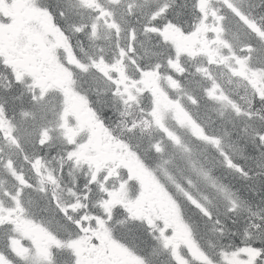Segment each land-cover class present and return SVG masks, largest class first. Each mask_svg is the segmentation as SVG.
Wrapping results in <instances>:
<instances>
[{"label":"rangeland","instance_id":"1","mask_svg":"<svg viewBox=\"0 0 264 264\" xmlns=\"http://www.w3.org/2000/svg\"><path fill=\"white\" fill-rule=\"evenodd\" d=\"M0 0V19L4 20L3 18L9 20V22H5L6 24V31L4 33H1L2 37L4 40H10L11 37H13L12 31H14L13 27V22H16L18 25H22L25 30H29L26 32H31L33 36L37 37L39 31H42L41 27L44 24V15H42V11H39V8H34L32 9V6H29V4L33 0H7V6H4ZM24 1L25 4H24ZM58 1V0H57ZM87 0H77L78 3H81L82 5H79V10H76L75 8L68 6L67 10V18L70 19L71 21V26L76 25L75 28H71L72 34L70 35L72 37V43L71 41L62 36V33H59L56 28L53 30L48 27L49 33L52 35H55L56 37V44L48 46V49L41 50L42 54L45 57H48L49 61V70H50V75H51V85L47 86V89H50L52 93L54 94H59L61 96V100L58 101L60 105H64V110H65V115L66 119L69 122L70 120L76 119L77 123L75 124V129L79 127V129H85L86 133H88V139L84 143V145L81 147V149H76V152L74 155L71 156L70 161L68 162L69 167L74 169L77 167V170L79 168H82V176L86 178V175L84 173H89L88 175V180L89 181H97L96 177H98L100 182L108 181L109 179V172H114V170L110 171L111 167L107 166L105 164L109 162H115V163H125L127 162L130 163H136V161L131 157L128 158L127 160L124 161L123 159V154L126 152L125 146H123L118 140L112 141V142H107V130L105 128L102 129L100 125L93 124V120H91L93 115V111L90 113L89 109L85 108L87 107L85 102L80 100L77 92H73V89L71 88V83H72V76L67 75L66 71L59 65L57 61V53L54 55V52L57 50V48H61L62 52V59L67 63L68 66L72 67L77 73H85L89 69L87 66L89 65L90 69H95L94 72L101 77L103 85L105 88V91H108V89H112V96H115L114 102H117L120 100L123 105L126 104H132V103H139L137 100L138 98L141 100L142 96H144L143 91H146L150 97L148 99L149 105H151V120L152 124L156 128H160L161 126H165V115L170 114L171 117L174 116V107L170 105L168 102H166L164 99V95L159 92L158 89L152 90L149 89V87L146 85V81L144 80V77L142 78L141 74H135L132 71H130L129 75L126 73L127 67L129 66L128 64H123L125 61V57H120L122 56L121 53H116L118 57L117 60L114 63H117L119 61V64H114L116 65V69L114 70L112 67H107L105 68V71L108 73L107 77L104 75L103 72L99 70V65L100 67H104V65L109 66L106 62H104V65H100L101 60H94L92 59L95 56H98V52H94L93 49L98 48V42H101V46L104 49L105 52H113L114 48L112 49V44L113 41L110 42V38L106 37V32L110 31L109 29L111 28V20L109 21V17H107L105 20L109 21L108 23L110 26H106L98 16L100 11H95L93 10L92 5L86 4ZM91 3L98 2V1H104V9L108 8L107 0H88ZM111 3H116L118 5L120 2H125L127 3V8L129 10L127 15L124 13H119L117 10L116 12L118 15L124 19V20H130V15L135 12L136 10H142L143 8L146 7L145 4H142L141 2H132V1H126V0H109ZM206 2V0H203ZM212 2H215L217 4L210 6V10L207 11V19L211 18L212 13H215L216 15L220 16L222 14V11L224 9L223 7V0H221V5H219V0H210ZM264 2V0H262ZM23 2V5L22 3ZM21 6V7H19ZM143 6V8H142ZM93 7V8H89ZM202 7V0L200 1V6L199 9ZM93 11H91V10ZM4 10V11H3ZM34 10V11H32ZM147 11L145 10V13ZM97 15H96V14ZM160 14V10H155L152 12L151 17H158ZM141 15V14H138ZM115 16V14H114ZM79 18V19H78ZM113 18V17H112ZM36 21V24L39 25L38 27L36 26H31V25H26V22L30 21ZM135 21H137L136 18H134ZM99 21H101L103 24H101ZM25 22V23H24ZM111 22V23H110ZM155 22V21H154ZM65 29L67 27H70V24L68 23L67 20L64 22ZM26 25V26H25ZM80 25V27H79ZM214 27V25H213ZM1 28V24H0ZM211 26L208 27V31L204 32V27L203 23H198L195 31L191 34L188 35H183L179 31H177L178 35V42H175L177 45L176 47L178 50L184 52V54L189 53L191 50H196L200 51L202 48L208 44H211L213 41H215V38L212 34L210 33ZM8 30V31H7ZM10 30V31H9ZM172 28H166L163 32V34L167 32H171ZM128 35V34H127ZM163 36V35H162ZM161 36V37H162ZM189 36H194V39L191 41H186V39ZM175 37L174 39H176ZM173 39V40H174ZM35 39L33 38H28V41L31 43L29 44V47L27 50H21L19 48L15 49V54L17 56L23 55L27 53L28 51H34L36 48L42 47L41 41H36L34 42ZM169 42V38L166 39ZM199 40H202L200 42ZM193 41V43H191ZM28 42H26L27 44ZM123 43V40L121 41ZM20 44V43H19ZM18 44V45H19ZM124 44V43H123ZM197 44L196 48L194 45ZM5 45V44H4ZM17 45V46H18ZM76 45V49H75ZM152 45V44H149ZM10 45H5L6 48L9 49ZM110 47V48H109ZM35 48V49H33ZM115 50H119V47H117ZM78 52L80 59L74 55V53ZM230 55H233V52L230 51ZM16 56V57H17ZM238 57V55H234V57ZM14 57V58H16ZM13 58V59H14ZM136 57L134 58L136 63H131V65H135L136 68H138V62ZM4 60V58H3ZM10 61V60H7ZM214 63V62H212ZM92 66V67H91ZM6 69H0V75L2 77L6 76L8 74V67L5 66ZM195 71H198L201 79L204 81V77L202 72L196 68H194ZM192 70L190 74H196V72ZM121 71L123 72V76H121ZM216 74V73H215ZM13 77V76H12ZM111 77V79H109ZM97 79V77H95ZM13 81H15V78H12ZM141 79V80H140ZM202 81V82H203ZM236 88L242 89L241 84L239 83V80H236L235 82ZM170 87L173 86V84L169 83L168 84ZM33 87V84L31 85ZM94 89L97 90L96 92L98 93V89L94 86ZM175 89V88H173ZM183 89V84L180 86L178 89V92H181ZM103 90V92H104ZM244 92H239L237 96L242 97ZM95 96V95H94ZM216 98L223 100L222 97L220 96H215ZM257 98L259 100H263V96L258 93ZM4 100V98H2ZM42 99V98H41ZM145 103L144 99L141 101ZM248 110H243L245 112H248V114H251L250 112V106L247 104ZM64 115V114H63ZM252 115V114H251ZM76 116V118H75ZM111 121L114 120L115 122L119 119L118 115H114V117H108ZM57 121H59L57 119ZM178 121V120H177ZM179 122V121H178ZM189 123L186 124L188 126ZM74 127V126H73ZM70 127V128H73ZM71 130H66L64 132L63 136L64 138H69L68 132ZM166 132L167 129H166ZM261 140L263 141L264 135H262ZM86 147V149L84 148ZM119 151V153H117ZM115 160V161H114ZM115 164V165H117ZM56 165H54L55 168ZM132 166V165H131ZM130 166V169H134V173H132L130 176L134 175L133 178L137 182V198L140 196L141 191H146V196L143 200H141L139 203H137V198L136 200H132L131 202H127L124 197H126L127 193L125 191H122L118 195L117 189L110 190L109 188L104 191L105 195H109L108 193H112L111 196L109 197L113 200H116L117 202L121 201L125 205L127 204V208H129L131 211L129 213H140L147 215L148 210H153L154 208L157 209V214L161 217L163 220V226H165V222H167V228L169 225H174L176 224V215L178 214L176 212L175 206L172 205L171 202V197L169 200L162 199L158 192L159 190L156 188V186L153 184V182L149 179L144 178V174L138 170V168H132ZM44 170L42 174L44 177L48 180V176L54 174L56 169L54 170ZM84 172V173H83ZM95 177V179H93ZM144 178L143 184H144V189L141 188V182ZM1 186V183H0ZM222 199L224 202L228 204H231L233 202V196L230 195L229 193L225 192H220ZM99 198H105L106 201L104 203L105 206H102L100 210L106 212L108 211L111 213L108 208H113L114 205L116 204L115 202H109L111 201L109 198H106L105 195L102 196L100 193ZM110 196V195H109ZM109 200V201H108ZM197 205V204H196ZM125 207V206H123ZM85 208L88 211V221L90 222L92 220L93 226H101L103 228V220L100 219L99 221V216L98 212L96 213L94 209L89 207L87 204H85ZM126 208V207H125ZM0 210H2L0 208ZM199 211V207H198ZM156 214V216H157ZM9 213L7 212L5 216L2 218H7L8 223L9 220ZM97 217V219H95ZM1 218V219H2ZM147 221L148 216L145 217ZM110 221V224L108 225V228H112L116 226V222L114 220H104V222ZM21 222V220L19 221ZM118 226V225H117ZM17 229L19 231H22V234L24 233L28 236L30 235V238L33 242L32 244V251H31V256L33 257V260L38 262L40 259H44L45 255H43V252L45 249L41 247L46 243L48 240H42L40 239L43 236V233L40 231L39 233V227L33 222H30L28 220H22L21 224L16 225ZM178 239L180 238L179 242H182L183 246L186 247V250L191 252L194 256L200 257L198 255L196 249L193 247L192 243L188 240L183 238L182 235H177ZM35 238H39V240H36ZM175 238L172 236L170 240H166V242H173ZM49 239V238H48ZM92 237L90 236H74L73 238V243L75 244V254L79 258L83 259V263L81 264H137V260L139 261V264H144L142 261H140L138 258L133 259L134 256L126 252L125 250L122 249L121 246H112L111 249H109L108 253L104 252L102 249V246L100 245L99 240H93L96 244L97 247V252H98V257L104 256L105 257V262L103 263L101 259L94 263L95 260V250L92 248ZM130 247H135L131 242L128 243ZM14 250L16 253L24 255L26 253V249L23 248L21 245H14ZM170 250H172V256H176L177 254L175 252V248H172L170 246ZM179 252V249H178ZM246 263L253 264L255 261L258 262L261 260L262 255L259 252V248L252 244L246 251ZM109 254V255H108ZM1 262V261H0ZM236 261L233 260L232 262H229L228 264H233Z\"/></svg>","mask_w":264,"mask_h":264},{"label":"trees","instance_id":"2","mask_svg":"<svg viewBox=\"0 0 264 264\" xmlns=\"http://www.w3.org/2000/svg\"><path fill=\"white\" fill-rule=\"evenodd\" d=\"M44 1L47 2L48 0ZM50 1L56 5V0ZM65 4L63 5V0H58V5H56L61 7L64 13L54 10L55 8L51 6V10L55 13L57 19H67ZM177 4L178 8L174 10L176 16L197 11L195 8L190 10L192 5L189 6L188 0H179ZM240 4L238 8L241 14L248 18L252 27L260 28V31L264 33V2L262 0H246L242 1V3L240 2ZM164 17L168 18V16ZM131 20L133 21L131 25L137 23L134 19ZM156 21H158L157 25H163L162 20L159 18ZM111 33L115 38L112 31ZM132 34L136 36V40L139 37H143L138 26L134 28ZM108 35L109 33L106 32V37ZM148 43L149 41H145V44ZM151 43L155 44L154 42ZM100 44L101 42L98 45L100 46ZM149 51L152 54L156 53L155 49H150ZM240 84L242 89L232 86L231 91L236 95L241 91L244 92L242 97L237 96L238 98L235 99V102L238 104L243 101L245 107H247V104L250 106L252 120L239 121L229 117L219 119L216 123L220 107L214 97L220 94L222 89L217 85L209 88L205 86L204 88L202 87L203 89H199L194 84L190 86L193 92L188 91L179 98L187 100L189 95L193 97L197 114H203L205 118V129H207V126L210 127L212 133L214 132V138L219 141L210 142V146L203 142L195 145L193 142V145L189 144V151L170 146L165 141L163 144L168 146L167 151L162 150L161 153H157L150 145L145 148L147 152L156 153L155 156L161 154L159 162L163 164L162 170L165 183L168 181L169 176L175 183H184L186 178L191 177L189 179L194 180L193 195L203 198L206 194L200 205H204L210 218L208 219L196 208L189 206L186 222L188 225H193L195 239L201 248L200 250L212 264H228L233 260L246 262L245 251L252 244L259 248V252L262 255L261 260L255 261L253 264H263L264 259V152L260 149L262 145L258 142L259 134H254L264 126V101L256 99L253 90L245 82ZM93 85L98 89V93L96 92L97 90L93 92L97 102L93 103V107H98L96 109L97 112L102 113V117L105 119L108 115H113L114 117V114L124 116L126 110H123L120 103L114 102L115 98L112 96L111 89H108V91L104 90L102 79L100 78L97 81L92 77L91 88H93ZM230 85L231 83H228L227 87ZM89 88L90 86H88ZM223 88L226 87L223 86ZM219 91L220 93H218ZM4 98L12 99L9 96ZM246 109L248 110V108ZM132 111H130V114L133 116L134 111ZM136 112L142 116L133 122L141 121L140 125H144L145 129L148 130L151 122L146 114L147 112L139 107ZM118 120L121 119L119 118ZM124 125H127V123L125 122ZM129 126L133 129L134 124ZM188 139L192 143L194 137L189 136ZM153 154H150V156H153ZM165 163H169L170 167H166ZM224 190L234 198L235 207L233 209H229L224 204L222 197H220V192H224ZM239 192L253 196L255 199H252V202L243 200L238 196ZM244 211L254 213L253 224L247 225L248 227L240 224ZM259 212L262 214L261 220L259 216L257 217ZM128 220L127 216H122L120 220H117L118 224L125 222V225H127L123 227L126 230L119 228L121 231H126L123 236L128 237L139 250L148 254L151 259L156 260L157 249L145 239H150L154 236L152 232H149L148 235L146 234L151 228L142 224H130L129 221L133 220ZM155 235L157 236V234ZM207 250L220 252L215 257H211ZM168 264L172 263L169 261Z\"/></svg>","mask_w":264,"mask_h":264},{"label":"snow or ice","instance_id":"3","mask_svg":"<svg viewBox=\"0 0 264 264\" xmlns=\"http://www.w3.org/2000/svg\"><path fill=\"white\" fill-rule=\"evenodd\" d=\"M153 31H155V29H152ZM131 50V49H130ZM121 55L123 56V55H125V53L122 51L121 52ZM120 62L119 61H117V64H119ZM169 64H172V61H169ZM100 65H104V62H103V60L101 59V61H100ZM97 67H99V70L101 71V72H103L104 73V75H108V73L105 71V68H107V67H112L114 70L116 69V65H112V66H107V65H104V67H100L99 65H97ZM141 71V75L142 76H148V75H153V73H148V72H144L143 70H140ZM121 76H123V72L121 71ZM109 79H111V77H109ZM71 142V141H70ZM42 143H43V141H42ZM19 178V177H18ZM49 179L51 180L52 178L51 177H49ZM93 179H95V177H93ZM129 179H131V177H129ZM54 182V181H53ZM21 183H25L22 179H21ZM123 187V185H121V188ZM144 184H143V182H141V188L142 189H144ZM101 188H102V190H104L103 189V186H101ZM156 188L159 190V192H158V194H159V196L162 198V199H165V200H169L170 199V197H169V194H168V192L167 191H165V190H163L162 188H160V186L159 185H156ZM109 195H112V193H108ZM146 191H141V193H140V196L137 198V203H139L141 200H143L144 198H145V196H146ZM69 219H71V217H69ZM148 223L149 224H151V221H148ZM77 224H79V221H77ZM165 225H166V227H167V222H165ZM161 235H163V230H162V232H161ZM166 247H167V244L165 245ZM133 259H136L135 257L133 258ZM137 264H139V261L137 260Z\"/></svg>","mask_w":264,"mask_h":264},{"label":"bare ground","instance_id":"4","mask_svg":"<svg viewBox=\"0 0 264 264\" xmlns=\"http://www.w3.org/2000/svg\"><path fill=\"white\" fill-rule=\"evenodd\" d=\"M220 104H222V105H225V106H231V107H233L234 105L230 102V101H228V100H224V101H222ZM165 165H166V167H170V164L169 163H165ZM238 196L241 198V199H243V200H247V201H250V202H252L251 200L252 199H255L253 196H248V195H246L245 193H242V192H239L238 193ZM261 212V211H260ZM258 213L257 214V217L259 216L260 218V220H261V217H262V214L261 213ZM243 217H241V219H240V224H241V226H244V227H248L249 225H251V224H253L252 223V221H253V214L254 213H252L251 211L250 212H248V211H244L243 212ZM248 225V226H247ZM151 244H154V242H151ZM208 251V254L211 256V257H215L216 255H218L219 254V252L220 251H217V250H207Z\"/></svg>","mask_w":264,"mask_h":264},{"label":"flooded vegetation","instance_id":"5","mask_svg":"<svg viewBox=\"0 0 264 264\" xmlns=\"http://www.w3.org/2000/svg\"><path fill=\"white\" fill-rule=\"evenodd\" d=\"M2 2V4L4 5V6H7V0H2L1 1ZM25 2L26 1H24V4H25ZM22 3V5H23V2H21ZM27 3V2H26ZM19 7H21V6H19ZM29 64H30V62L29 61H25V59L21 62V67L22 68H28L29 67ZM33 65L35 64V63H32Z\"/></svg>","mask_w":264,"mask_h":264}]
</instances>
